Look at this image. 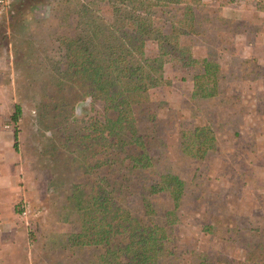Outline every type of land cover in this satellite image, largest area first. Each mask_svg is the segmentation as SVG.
<instances>
[{"label":"rangeland","instance_id":"374dc122","mask_svg":"<svg viewBox=\"0 0 264 264\" xmlns=\"http://www.w3.org/2000/svg\"><path fill=\"white\" fill-rule=\"evenodd\" d=\"M183 1L193 5L202 26L182 38L196 56L218 65L219 91L192 97L198 67L182 69L172 59L164 65L170 83L151 89L153 133L161 135L153 147L165 144L189 185L177 234L196 240L185 243L193 244L192 252L177 243L178 256L168 264H194L199 254L212 264H253L255 257L264 264V0ZM79 12L76 0H11L0 19V115L2 124L17 128L23 197L30 203L25 219L38 264H91L102 250L62 240L78 228L66 207L69 183L95 173L69 162V147L54 146L67 126L81 128L85 112L101 107L96 102L90 109L89 98L78 101L74 115L63 120L50 98L56 66L64 68L65 40L79 31ZM153 47L149 42L150 53ZM44 101L49 106L42 114ZM15 103L21 105L16 123L10 118ZM196 123L212 127L214 149L201 160L176 155L180 130ZM208 223L205 235L200 228Z\"/></svg>","mask_w":264,"mask_h":264},{"label":"trees","instance_id":"16d2710c","mask_svg":"<svg viewBox=\"0 0 264 264\" xmlns=\"http://www.w3.org/2000/svg\"><path fill=\"white\" fill-rule=\"evenodd\" d=\"M76 1L79 31L65 40L64 68L56 66L50 98L63 120L74 115L78 101L89 98L90 109L96 102L101 107L85 112L81 128L67 126L54 146L69 147V162L88 175L95 173L69 183L65 206L76 214L78 228L62 240L101 247L91 264H168L178 256V244L185 245L181 251L192 252L193 244L185 243L195 239L177 234L189 185L165 144L153 147L161 135L157 139L153 133L157 120L150 108L151 89L170 83L164 65L172 59L182 69L198 67L191 76L192 97H212L219 91L218 65L196 56L182 38L202 26L188 1ZM41 105V113H47L49 102ZM20 114L21 105L15 103L11 120L16 123ZM179 134L176 155L191 160L203 159L216 145L206 123ZM14 137L18 149L17 128ZM209 224L200 228L205 235ZM255 259L253 264H263ZM194 264L212 263L199 254Z\"/></svg>","mask_w":264,"mask_h":264},{"label":"crops","instance_id":"0c3cea01","mask_svg":"<svg viewBox=\"0 0 264 264\" xmlns=\"http://www.w3.org/2000/svg\"><path fill=\"white\" fill-rule=\"evenodd\" d=\"M0 115V264H38L29 232V220L18 210L26 181L14 130Z\"/></svg>","mask_w":264,"mask_h":264},{"label":"built area","instance_id":"2783aa9c","mask_svg":"<svg viewBox=\"0 0 264 264\" xmlns=\"http://www.w3.org/2000/svg\"><path fill=\"white\" fill-rule=\"evenodd\" d=\"M10 2L11 0H0V19L3 18L7 8L10 5ZM29 211H30V203L25 197H22L19 204V213L23 217H26Z\"/></svg>","mask_w":264,"mask_h":264}]
</instances>
